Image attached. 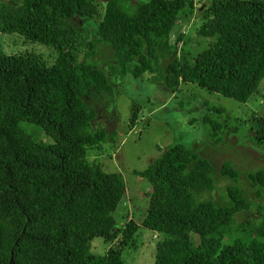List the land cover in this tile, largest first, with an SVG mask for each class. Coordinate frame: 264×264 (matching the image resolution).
<instances>
[{
    "label": "trees",
    "instance_id": "obj_1",
    "mask_svg": "<svg viewBox=\"0 0 264 264\" xmlns=\"http://www.w3.org/2000/svg\"><path fill=\"white\" fill-rule=\"evenodd\" d=\"M197 14L198 34L212 39L202 50L188 46L184 29ZM1 32L52 47L56 60L8 54L0 39V264H127L123 252L137 247L141 225L114 217L124 176L88 157L117 133L98 118L118 121L119 82L127 75H159L175 96L187 97L192 83L242 103L259 94L264 78V0L202 7L195 0H106L104 13L95 0H0ZM101 44L113 55L97 59ZM131 108L135 126L140 107ZM252 118V141L264 145V113ZM203 122L216 137L232 130L208 113ZM216 170L193 147L173 142L134 171L152 188L142 226L157 232L155 264H264V201L249 196L231 160L221 177ZM246 177L261 198L264 168ZM228 178L235 184L215 196ZM95 237L110 243L105 254L92 251Z\"/></svg>",
    "mask_w": 264,
    "mask_h": 264
},
{
    "label": "rangeland",
    "instance_id": "obj_2",
    "mask_svg": "<svg viewBox=\"0 0 264 264\" xmlns=\"http://www.w3.org/2000/svg\"><path fill=\"white\" fill-rule=\"evenodd\" d=\"M95 1L99 5L100 13H104L106 0ZM195 1L197 7H202L211 0ZM197 15L186 20L184 29L188 37L190 35L188 46L193 50H202L212 39L198 34L197 29L202 20L199 14ZM0 39L3 50L8 54L36 53L49 64L56 60V52L52 47L28 41L19 33L1 32ZM80 49L82 58L88 49L83 45ZM105 55L113 54L107 46L101 44L96 58ZM105 63L112 66L117 73L115 60L107 59ZM119 83L121 94L117 101L118 121L107 118L105 113L98 118L100 124H105L110 130L116 129L117 133L105 142L101 149L89 150L88 157L101 164L106 171H120L124 176L126 193L115 210L114 217L120 225L130 218L141 225L137 233V247L127 248L123 252L127 264H155L159 239L157 232L142 226L143 219L147 215L152 188L147 178L134 171L147 168L170 143L186 144L193 147L200 156L212 160L217 169L215 176L221 177L219 168L225 160H231L240 173L239 183L247 188L249 196L258 202L264 201V194L261 198H257L255 190L249 186L246 177L248 170L264 168V145L258 146L252 141L253 113L256 111L264 113V78L259 85V94L252 95L247 103L211 92L192 83L187 84L189 89L187 97L181 93L175 96L164 86L162 77L156 74L152 78H148V75L140 78L127 75ZM190 95L191 98H188ZM182 97H185L183 100L190 99V104L187 101L183 102ZM133 102L140 107L135 126H131L130 123ZM213 105L221 106L227 112L213 114L210 111ZM206 113L220 122L229 121L232 130L223 137L213 136L208 132L209 125L203 122ZM237 126L238 129L235 130ZM29 130L43 140L52 141L38 126L31 125ZM218 184L214 192L215 196H219L226 189V185L235 183L228 178L221 179ZM196 238L197 235H194V239ZM109 246L110 243L105 242L102 237H95L91 249L95 253L105 254Z\"/></svg>",
    "mask_w": 264,
    "mask_h": 264
},
{
    "label": "water",
    "instance_id": "obj_3",
    "mask_svg": "<svg viewBox=\"0 0 264 264\" xmlns=\"http://www.w3.org/2000/svg\"><path fill=\"white\" fill-rule=\"evenodd\" d=\"M8 264H15V262L11 259V261Z\"/></svg>",
    "mask_w": 264,
    "mask_h": 264
},
{
    "label": "bare ground",
    "instance_id": "obj_4",
    "mask_svg": "<svg viewBox=\"0 0 264 264\" xmlns=\"http://www.w3.org/2000/svg\"><path fill=\"white\" fill-rule=\"evenodd\" d=\"M25 252V251H24Z\"/></svg>",
    "mask_w": 264,
    "mask_h": 264
}]
</instances>
